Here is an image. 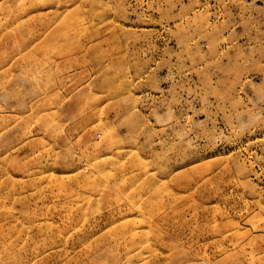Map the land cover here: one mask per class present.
Here are the masks:
<instances>
[{
  "label": "rangeland",
  "instance_id": "obj_1",
  "mask_svg": "<svg viewBox=\"0 0 264 264\" xmlns=\"http://www.w3.org/2000/svg\"><path fill=\"white\" fill-rule=\"evenodd\" d=\"M0 264H264V0H0Z\"/></svg>",
  "mask_w": 264,
  "mask_h": 264
}]
</instances>
